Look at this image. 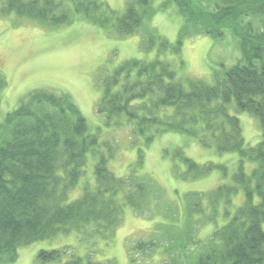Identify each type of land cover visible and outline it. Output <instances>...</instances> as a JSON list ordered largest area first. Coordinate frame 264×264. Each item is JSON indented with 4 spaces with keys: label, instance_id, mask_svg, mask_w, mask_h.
<instances>
[{
    "label": "trees",
    "instance_id": "16d2710c",
    "mask_svg": "<svg viewBox=\"0 0 264 264\" xmlns=\"http://www.w3.org/2000/svg\"><path fill=\"white\" fill-rule=\"evenodd\" d=\"M155 1L127 0L124 13L119 14L105 0H0V12H14L49 27L69 24L81 14L119 37L141 33L142 47H157L160 53L180 54L188 37L221 39L230 31L241 57L233 65L216 69L214 83L179 79L171 64L159 57L130 58L98 79L102 95L97 110L104 115L106 127L131 126L134 142L141 139L144 147L172 131L190 134L218 153L239 155L232 183L185 196L187 221L184 227L169 225L164 230L167 244L161 264H264V0ZM170 5L183 17L175 43L149 25L159 10ZM6 85L0 71V91ZM239 112L260 121L262 138L256 145L245 143ZM98 135L90 131L67 92L32 90L6 115L0 123V264L15 262L21 246L59 233L75 231L84 240L110 243L123 222L126 205L140 215L152 205V196L159 191L155 181L140 174L136 166L126 176L116 175L108 166L115 148L105 143L100 149ZM182 153L179 150V156ZM90 155L95 157L93 182L85 181ZM143 155L142 147L140 163ZM181 160L192 178L214 169L226 173L225 165H199L184 155ZM77 188L81 194L71 198ZM240 191L243 204L200 242L196 223L201 220L195 216L206 215L207 206L211 211L207 221L215 220L222 204L232 205ZM154 246H159L154 239L134 243L129 264H141L138 255ZM67 251L40 249L37 260L40 264H116L95 260L92 254L72 252L67 257Z\"/></svg>",
    "mask_w": 264,
    "mask_h": 264
},
{
    "label": "rangeland",
    "instance_id": "374dc122",
    "mask_svg": "<svg viewBox=\"0 0 264 264\" xmlns=\"http://www.w3.org/2000/svg\"><path fill=\"white\" fill-rule=\"evenodd\" d=\"M105 1L119 14L124 13L127 0ZM162 1L156 0L155 4ZM182 23L183 17L174 5L159 10L149 21L150 27L156 28L171 43L176 42ZM156 57L168 61L179 79L197 78L212 84L214 71L221 69L223 64H235L241 57V51L230 31L221 39L208 35L188 37L180 54L173 51L160 53L157 47L151 50L142 47L141 33L119 37L88 22L81 14H77L69 24L49 27L14 12L7 15L0 12V71L7 79L6 87L0 91V123L32 90L44 88L67 92L85 116L90 131L99 134L100 149H104L105 143L114 146L115 154L108 162L109 168L118 176H126L130 168L136 166L138 172L146 175L151 182L155 181L159 189L158 194L152 196V205L144 215L138 214L129 205L124 207L123 222L110 243L99 238L84 240L75 231L59 233L55 237L21 246L17 260L12 264H40L38 251L56 248L67 249V257L72 252L81 256L92 254L98 261L129 264L132 245L152 239L159 246L140 253L138 260L141 264H161L165 258L163 246L167 244L164 230L169 225L184 227L187 221L185 196L192 191L207 192L220 184L232 183V175L239 167V155L235 151L218 153L213 147L203 146L190 134L172 131L157 136L149 146L144 147L143 140L134 142L131 126L104 125V115L97 110L102 95L98 84L100 76L112 72L126 59L153 60ZM237 115L245 143L256 145L262 138L260 121L248 112ZM142 147L144 155L140 163L139 149ZM179 150L183 152L181 156ZM183 155L199 165L207 162L225 165L226 173L223 169H214L203 177L187 176V166L181 160ZM94 164L95 157L90 155L85 181H94ZM248 165L251 168L254 166L253 163ZM81 192V188H77L71 198H77ZM243 202L244 193L240 191L232 205L222 204L213 221H207L211 211L206 206V215L195 216L196 221L201 220L198 225L196 223L199 241H206ZM161 234L163 237L157 241L156 237ZM169 234L175 236L174 233Z\"/></svg>",
    "mask_w": 264,
    "mask_h": 264
}]
</instances>
